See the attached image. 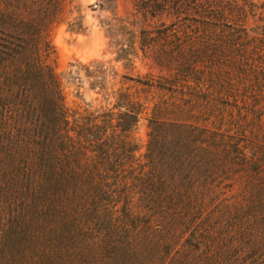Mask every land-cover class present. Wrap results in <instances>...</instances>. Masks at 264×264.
<instances>
[{
	"label": "trees",
	"instance_id": "trees-1",
	"mask_svg": "<svg viewBox=\"0 0 264 264\" xmlns=\"http://www.w3.org/2000/svg\"><path fill=\"white\" fill-rule=\"evenodd\" d=\"M142 11L171 20L117 43L133 76L71 64L102 101L70 107L75 0H0V264H264V0Z\"/></svg>",
	"mask_w": 264,
	"mask_h": 264
},
{
	"label": "rangeland",
	"instance_id": "rangeland-1",
	"mask_svg": "<svg viewBox=\"0 0 264 264\" xmlns=\"http://www.w3.org/2000/svg\"><path fill=\"white\" fill-rule=\"evenodd\" d=\"M149 2L150 0H75L84 29L81 32H74L64 24L57 27L51 35L52 43L57 50V71L60 74L68 106L75 107L84 102L102 101V97L91 91L85 80L78 82L72 77L69 73L73 70L71 64L109 62L121 76L127 74L133 76L132 72L124 69L122 63L115 62L117 43L123 42V38L137 42L145 22L169 23L171 20L166 14L156 17L152 13L145 15L142 10ZM121 19L130 22L128 29H117L116 26ZM115 28L117 30H114ZM96 99L98 100L95 101ZM147 134V121L142 120L136 133L142 146L141 153L145 150Z\"/></svg>",
	"mask_w": 264,
	"mask_h": 264
}]
</instances>
